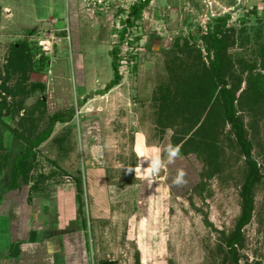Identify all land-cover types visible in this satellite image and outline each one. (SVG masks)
I'll list each match as a JSON object with an SVG mask.
<instances>
[{"label":"rangeland","instance_id":"rangeland-1","mask_svg":"<svg viewBox=\"0 0 264 264\" xmlns=\"http://www.w3.org/2000/svg\"><path fill=\"white\" fill-rule=\"evenodd\" d=\"M80 5L79 0H0V92L9 110L2 120L29 139L43 131L53 115L72 110V123L56 125L37 149L29 198H36L38 186L48 182L71 191L74 175L84 178L89 158L90 168L105 172L112 196L110 216L94 223L89 220L83 191L78 202L80 228L71 244L63 238L58 248L53 241L50 250L44 245L26 250L38 241L34 235L16 241L18 248L9 247L14 242L12 230L19 226L16 234L22 237L27 229L20 228L26 222L18 207L2 200L11 178L8 165L0 181V264H54L62 256L52 254L58 249L67 250L70 264H226L218 246L238 229L247 170L231 127L226 125L220 137L223 153L207 152V158L217 156L218 164L210 177L202 161L204 153L180 155L163 168V176L147 177L150 161L138 154L137 147L158 149L167 160V149L175 136H181L176 130L182 127L180 119L174 130L163 129L159 122L164 112L158 94L173 90L175 76L169 67L174 69V44L189 40L207 62L200 38L216 18L229 15L227 28L235 32L229 33L234 43L227 54L234 65L230 72L241 78L236 98L246 89V76L258 64L264 45V0H154L129 26V36L136 42L128 45L125 32L112 27L121 19L118 14L110 10L90 15ZM51 38L54 45L49 50ZM40 42H45L44 49ZM115 48L120 80L106 90L114 80ZM177 55L178 64L185 61V54ZM236 112L261 175L252 195L250 221L240 228L237 263L264 264V114L239 105ZM9 129L1 127L0 132L11 159L24 153L26 146ZM194 130L182 139L180 149ZM180 169L187 183L176 185L173 181ZM116 187L123 194L114 199ZM16 249L19 253L12 263L3 262Z\"/></svg>","mask_w":264,"mask_h":264},{"label":"trees","instance_id":"trees-1","mask_svg":"<svg viewBox=\"0 0 264 264\" xmlns=\"http://www.w3.org/2000/svg\"><path fill=\"white\" fill-rule=\"evenodd\" d=\"M147 6L148 3L132 9L130 20L128 21L130 26H134L141 19L142 13ZM228 19L229 15L216 18L212 27H210L211 29L209 28L206 34L200 38L204 45L207 62L203 61L200 48L190 44L189 40L185 39L183 44H180L179 40L175 42L172 50L175 52V56H172L174 59L171 61L174 69L169 67L172 76H175L173 80L171 77L173 90H161L158 94L159 102L161 103V114L164 112V116L163 118L160 116L159 122L163 123L161 125L163 129L174 130L173 124L180 119L182 127L180 130H176V133L181 136L173 138L172 146L182 143V139L187 136V133L195 129L193 136L191 135V138L184 142L180 152L183 156L200 153L202 155L204 153L202 156L205 158L202 157V161L207 168L205 169L207 177H210L211 172L216 171L218 168L217 156L207 158V152L210 155H216L218 152L223 153V149L220 147L222 141L220 137L226 125L231 127L239 151L246 160L247 170L244 173L240 191L242 210L238 229L235 235L226 239L224 241L225 244L221 243L218 248L224 256L226 264H238L236 247L242 241L240 228L250 221L253 211L252 195L261 175L255 161L252 160V145L246 137L244 124L237 115L236 105L244 106L251 111L255 110L256 114H258L257 111L261 112L262 115L264 114V109L262 108L264 106V45L259 49L260 59L258 64L254 69H250L246 76V89L236 98L240 90L241 78H237L235 73L232 74L230 72L234 65L228 59L227 50L233 46L234 40L231 41L229 33L235 32L227 28ZM241 22H244V20H241ZM243 32L242 29L238 34ZM176 54H185V61H181L178 64L180 60ZM112 56L113 62L111 66L114 71V80L109 84V88L106 87V90L116 86L120 80L117 74L118 48L112 50ZM7 109V101L1 96L0 92V128L5 127L6 130L9 128H7V124L4 123L2 117ZM72 118V110L67 112V114H55L49 119L48 126L43 131L31 136L29 139L10 128L12 136L26 146L24 153L15 156L11 162L0 132V181L3 179L9 165L11 175L8 185L9 191L19 189L23 185L28 184L29 174L36 164L37 149L50 138L56 125L67 124L72 121ZM26 119L27 117L23 121ZM204 132L206 134L203 136ZM74 181L79 200H81L83 193L82 180L74 179ZM10 247L18 248L15 244ZM17 251L18 249L13 251V254L9 253L10 255L7 256V259L13 258L19 253Z\"/></svg>","mask_w":264,"mask_h":264},{"label":"crops","instance_id":"crops-1","mask_svg":"<svg viewBox=\"0 0 264 264\" xmlns=\"http://www.w3.org/2000/svg\"><path fill=\"white\" fill-rule=\"evenodd\" d=\"M73 10H74V5H73L72 13ZM70 123L72 122H69L66 125H69ZM9 160L11 162L13 158L10 159L9 157ZM52 165L55 166L56 164L52 162ZM85 169L87 175L86 172L84 171ZM83 171H84V178L82 174H81L82 176L78 174V175H74L73 179H80V180L85 178L87 179V182L85 181L83 183V191L85 194V198L87 197V199L85 200L86 208L89 209V211L87 210V218H89V220L91 219L93 223L108 218L110 216L109 206L112 196L110 194V191L108 190L110 187L107 184L105 172H103L102 174L100 171L97 172L94 169L90 168L89 158L87 161V165L83 169ZM66 173L69 174L68 171ZM8 185L9 183H7L6 186L7 189L6 192L3 194L2 200H4L5 203L7 202L6 204L10 202L9 205L11 204L12 206L18 207L20 216L22 218L24 217L25 219L23 221L26 222V225H24V223L22 222L23 226L19 224L21 226L20 228L22 229V231H25L27 229L26 233L22 237H17L16 234L18 233L19 226L17 228L15 227L12 230L14 237V239L12 240L14 241L13 244H17L18 242L16 241H20V240L27 241L31 239V237L34 235L38 236L37 237L38 241L37 242L35 241L34 244L31 243L28 244L26 250L30 251V249L32 248L35 250L36 247H39V245H44V249L46 247L48 248V250H50L49 248L53 241H56L55 243H57L56 246L58 248L59 246H61L63 238L69 239L70 243L68 244H71V242L73 241V239H75V236L78 233L77 232L78 228H80L78 226V223L81 222V220L79 219V208H80L78 204L79 195L76 190L74 180L72 183L73 188H71V191L68 190L65 191V189H63L62 187L63 185L58 182H51V183L48 182L45 184H40L36 190V192H38L37 193L38 196H36V198H34L33 196H32L33 198H29V196L31 195L30 193L32 192V191L30 192V190H33L30 184L23 185L19 189L13 191L8 190ZM118 189L119 188L116 187L114 190L115 191V193L113 194L114 199L119 198L123 194V192L121 193L120 190ZM117 191L119 192L117 193ZM22 200L24 201V205H25L24 211L29 212V214L27 212L25 213L22 210L21 208L23 204ZM30 211H31V215L33 216L30 215ZM11 244L12 243H10L9 247L11 246ZM40 249L42 250L43 248ZM62 251L63 249L62 250L58 249L57 251H55V253L54 252L52 253L53 255H62V256L64 255V257L59 256L55 258V262L53 261L54 264H62V263L70 264L69 257H66L67 250L66 252L65 251L62 252ZM7 256L8 255H6L3 262L9 261L12 263L13 258L7 259Z\"/></svg>","mask_w":264,"mask_h":264},{"label":"built area","instance_id":"built-area-1","mask_svg":"<svg viewBox=\"0 0 264 264\" xmlns=\"http://www.w3.org/2000/svg\"><path fill=\"white\" fill-rule=\"evenodd\" d=\"M153 1L154 0H79V2L81 3L80 8L82 10H85L87 14H104L110 12V10H112V12H114L115 14H118V18L121 19L120 21L118 20L116 22H113V24L116 25H112V27L117 31L125 32L124 44L126 45L132 43L134 44L136 42H134V37L129 36L130 25L128 21L130 20L132 9L143 4H150ZM51 39V43L50 40L45 41L52 44L50 45L51 49L49 50H52L54 45V38ZM45 42H42V44L40 42L39 44L43 49L45 48Z\"/></svg>","mask_w":264,"mask_h":264},{"label":"clouds","instance_id":"clouds-1","mask_svg":"<svg viewBox=\"0 0 264 264\" xmlns=\"http://www.w3.org/2000/svg\"><path fill=\"white\" fill-rule=\"evenodd\" d=\"M138 154L143 157L145 160L150 161L149 166L145 169V175L147 177H155L158 175V173L166 167L167 164H172L174 160L181 155L180 152V146H172L170 145L167 149V160H163L160 156L158 149H152L151 151H148L144 149L143 147L138 146L137 147ZM142 166V164H141ZM129 172H135L138 171V169H128ZM185 172L180 169L178 170V174L173 181L176 185H182L186 184L187 182L184 180Z\"/></svg>","mask_w":264,"mask_h":264},{"label":"water","instance_id":"water-1","mask_svg":"<svg viewBox=\"0 0 264 264\" xmlns=\"http://www.w3.org/2000/svg\"><path fill=\"white\" fill-rule=\"evenodd\" d=\"M163 172V169H161V171L158 173V175L157 176H159V178H160V174ZM162 176H163V173H162Z\"/></svg>","mask_w":264,"mask_h":264}]
</instances>
